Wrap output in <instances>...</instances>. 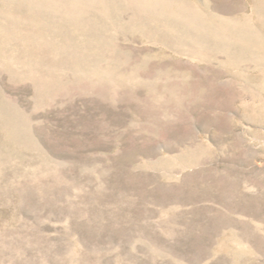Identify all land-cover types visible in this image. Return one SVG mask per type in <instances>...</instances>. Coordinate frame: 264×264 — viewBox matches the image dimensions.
I'll return each mask as SVG.
<instances>
[{
  "label": "rangeland",
  "instance_id": "obj_1",
  "mask_svg": "<svg viewBox=\"0 0 264 264\" xmlns=\"http://www.w3.org/2000/svg\"><path fill=\"white\" fill-rule=\"evenodd\" d=\"M141 1L0 0V264H264V0Z\"/></svg>",
  "mask_w": 264,
  "mask_h": 264
},
{
  "label": "bare ground",
  "instance_id": "obj_2",
  "mask_svg": "<svg viewBox=\"0 0 264 264\" xmlns=\"http://www.w3.org/2000/svg\"><path fill=\"white\" fill-rule=\"evenodd\" d=\"M156 1V0H154ZM135 2V1H134ZM145 7V15H144V19H148L149 21L151 20H155V11L153 8H149L151 7L152 1H148V0H142L141 1ZM165 2V1H164ZM107 3V2H106ZM181 3V2H180ZM159 4V3H158ZM193 4V2H192ZM166 5V4H165ZM107 6V5H106ZM163 7V6H162ZM165 8V7H164ZM186 17L189 20V23L185 24L186 27H183L181 30H178L177 35L179 36V38H181L180 36L183 35H191L195 38V40L197 41L198 39H204L206 41V39H210V40H215V45L217 46V48L223 47V45L225 44V39L224 37L226 36L224 33V30H222V27H220V25H213L210 21L207 20L206 17H204V15H202V13L200 12V10L194 6L191 5L189 3L186 4ZM165 11V10H164ZM160 12H163L162 10ZM165 13V12H163ZM159 16V15H158ZM161 16V15H160ZM176 16V15H175ZM165 17V16H163ZM162 17V18H163ZM179 17V16H178ZM184 17V16H183ZM171 18V16H170ZM162 21V20H160ZM159 23V22H158ZM165 23V22H164ZM182 22L178 21L177 23H175V25L173 26H179L181 25ZM159 28V27H158ZM249 33V31H248ZM246 35V34H245ZM243 36V37H242ZM184 37V36H183ZM255 37V35L253 33H249L246 35V37L244 35H241L240 37L238 36V38L244 41H249V40H254L253 38ZM193 38V39H194ZM236 38V37H235ZM258 38V37H257ZM202 39V40H203ZM259 39V38H258ZM257 39V40H258ZM229 42V41H228ZM208 43V42H207ZM252 44V46L254 45L252 42H249ZM205 44V43H204ZM210 44V42H209ZM208 45V44H207ZM230 45V44H229ZM199 46V45H198ZM245 46V44H244ZM240 49L241 53L242 52H248L250 50H248L249 48L244 47ZM262 46V45H261ZM207 48V47H206ZM196 50H199L198 48ZM206 50V49H205ZM253 50V49H252ZM195 51V50H194ZM209 51V50H208ZM252 52V51H251Z\"/></svg>",
  "mask_w": 264,
  "mask_h": 264
}]
</instances>
